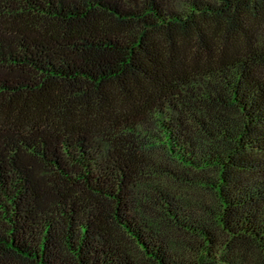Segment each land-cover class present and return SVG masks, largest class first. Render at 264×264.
Wrapping results in <instances>:
<instances>
[{
  "label": "trees",
  "instance_id": "obj_1",
  "mask_svg": "<svg viewBox=\"0 0 264 264\" xmlns=\"http://www.w3.org/2000/svg\"><path fill=\"white\" fill-rule=\"evenodd\" d=\"M0 264H264V0H0Z\"/></svg>",
  "mask_w": 264,
  "mask_h": 264
}]
</instances>
